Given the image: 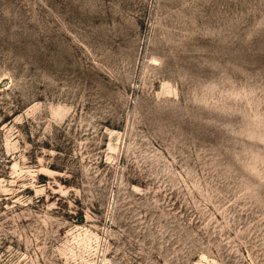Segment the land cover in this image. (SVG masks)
Segmentation results:
<instances>
[{
    "label": "rangeland",
    "instance_id": "1",
    "mask_svg": "<svg viewBox=\"0 0 264 264\" xmlns=\"http://www.w3.org/2000/svg\"><path fill=\"white\" fill-rule=\"evenodd\" d=\"M0 264H264V0H0Z\"/></svg>",
    "mask_w": 264,
    "mask_h": 264
}]
</instances>
